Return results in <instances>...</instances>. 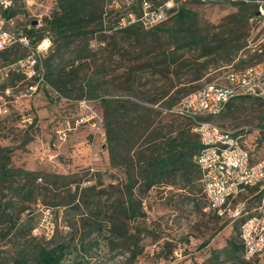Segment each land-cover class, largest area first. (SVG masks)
<instances>
[{
    "label": "rangeland",
    "instance_id": "1",
    "mask_svg": "<svg viewBox=\"0 0 264 264\" xmlns=\"http://www.w3.org/2000/svg\"><path fill=\"white\" fill-rule=\"evenodd\" d=\"M187 1L186 7L195 12L202 28L223 23L229 14L240 9L236 3L240 0ZM248 3L254 4L259 11L258 15L249 19L250 33L246 39L249 48L240 53L245 61L236 59L227 64L219 56V67L210 63V69L197 83L196 89L208 83L224 82L229 72L244 70L264 60L261 2ZM56 4V0H15L10 12L14 25L10 27L27 33L28 29L36 25L37 31L30 36V45L18 44L7 54L0 55V105L3 109L7 108V111L2 109L0 113V146L9 150L7 168H11L12 172L14 169L37 171L42 175L37 181L35 192L39 195L34 198L28 192L21 193L19 188L28 178L17 175L15 171L0 183V216L7 210V215L2 217L3 222L0 223V264L11 262L12 232H9V226L15 222V203L18 201L21 202L17 204L19 208H26L21 213L22 219L18 226L27 225L29 219L35 225L34 236L49 247H55L65 240L70 241L62 264H264V254L251 261L244 258L234 260L225 255L219 262L210 261L212 250L224 248L229 239L242 245L241 219L231 221L206 209L207 201L195 165H188L187 170L166 172L164 181L148 192L144 191L143 183L137 189V193L144 197L147 219L141 228L145 249L135 261L129 260L128 256H121L120 250L109 244L104 236L95 240V233H89L87 224L82 235L85 234L91 240L92 256L82 259L81 233L77 234L74 229L82 222L80 212L87 211L90 214L91 209L85 204L78 207L76 203L95 200L101 207V211L95 213L103 216L110 195L114 192L109 185L118 181L125 183L130 173L143 179L141 168L150 151L146 144L133 151L121 145L119 152L123 160L133 159L137 165L134 171L125 164L113 166L105 130L108 109L101 100L91 98L87 87L82 89L72 84L65 87L60 82L53 86L47 82V58L58 52L54 53L55 50L62 49L60 39L47 28L44 21L45 17L52 14ZM159 33L167 35L164 30ZM100 34L99 31L88 34L91 48L101 46L98 40ZM47 37L52 41V46L42 56L33 77L18 71L15 62L26 57L31 47L39 45ZM79 44L82 45L81 42L75 45ZM120 58L116 56L115 60L121 61ZM211 59L209 57L207 60ZM54 62L57 63L58 59ZM88 62L89 65L84 67L80 75L89 79L95 72V66L91 60ZM123 72L124 68H120L105 75L103 81L107 84L99 93L106 97L129 94L117 90L110 83L113 76ZM214 120L222 126L244 131L245 145L253 149L254 160L264 155V99H235ZM155 124V127L163 126L166 133L174 125L185 137L199 141V136L192 131L191 123L187 120L163 114ZM168 141L169 138L162 143ZM93 185L97 186V191L102 190L98 198H95V192L87 189ZM203 243L206 246L201 247Z\"/></svg>",
    "mask_w": 264,
    "mask_h": 264
},
{
    "label": "trees",
    "instance_id": "2",
    "mask_svg": "<svg viewBox=\"0 0 264 264\" xmlns=\"http://www.w3.org/2000/svg\"><path fill=\"white\" fill-rule=\"evenodd\" d=\"M56 2L52 14L45 17L44 21L47 28L60 39L63 51L59 48L55 50L54 53L58 51L56 54L47 58V82L53 86L60 82L65 87L70 84L78 85L82 89L87 87L91 98L101 100L108 109L105 130L110 146V162L113 166L120 167L125 164L134 171L137 165L133 159L123 160L119 152L121 145L133 151L136 147L146 144L150 151L141 168L143 179L140 180L130 173L125 183L118 181L109 185L114 192L110 195V202L103 216L95 213L101 211L99 202L95 200L90 203L82 201L76 203L78 207L85 204L92 211L90 214L87 211L80 212L82 222L74 229L77 234L81 233L79 240L82 259L92 256L91 240H88L85 234L82 235V230L84 233L87 224L89 233H95V240L98 241L104 236L109 244L120 250L121 256H128L129 260L135 261L145 249L141 228L147 219L144 197L137 193V189L143 183L144 191L148 192L164 181L166 172L187 170L188 165L198 167L195 158L202 148L200 137L199 141H192L185 137L184 133L176 130L174 125H171L167 133L164 132L163 126L155 127L157 118L164 114L187 120L194 131L195 122L192 119L169 113L168 110L201 88L196 89L197 83L207 74L211 67L210 63L216 68L219 67V56L223 57V62L227 64L236 59L240 62L245 61L240 53L249 48L246 40L250 33L249 19L258 15L259 8L240 0L236 2L240 6L239 11L229 14L223 23L209 24L202 28L195 12L185 4L175 15L155 27L145 29L140 25H134L114 30L112 34L107 35L102 19L103 0H56ZM7 16L11 17V13L9 12ZM160 30L166 31L167 35L160 34ZM36 31V25H33L27 30V34L35 35ZM98 31L101 32L98 35L101 46L93 49L88 34ZM77 42H81L82 45H75ZM13 47L3 50L0 55L7 54ZM116 56L121 57V61H116ZM209 57L213 59L207 60ZM57 59L58 62L55 63L54 60ZM89 60L95 66V72L88 79L81 77L80 72L89 65ZM120 68H124L123 74L113 76L110 83L117 90L129 94L115 97L100 94L99 91L107 84L103 81L105 75ZM247 97L252 96L240 98ZM225 109L214 117L201 118L215 121L214 118L224 113ZM176 132L177 134H174ZM194 132L199 136L196 131ZM167 138L169 141L162 143ZM8 159V148L0 146V183L15 171L17 175L28 178L19 188L21 193L28 192L33 198L39 195L35 192L38 187L37 181L42 175L29 170L14 169L12 172L11 168H7ZM87 189L95 192V198L102 192L96 190V185L88 186ZM18 202L15 203L17 208L15 222L9 226V232H12L10 264H62L70 241L65 240L55 247H49L42 239L34 236L35 225L29 219L27 225L18 226L22 219L21 213L26 209L19 208L17 204L21 202ZM4 215H7V210L1 214L0 223L3 222ZM147 231L150 233V230ZM204 246L206 243L201 244V247ZM224 255L234 260L244 258L243 245L229 239L224 248L212 250L210 261L219 262Z\"/></svg>",
    "mask_w": 264,
    "mask_h": 264
},
{
    "label": "built area",
    "instance_id": "3",
    "mask_svg": "<svg viewBox=\"0 0 264 264\" xmlns=\"http://www.w3.org/2000/svg\"><path fill=\"white\" fill-rule=\"evenodd\" d=\"M187 0H104L105 32L140 25L155 27L175 15ZM15 0H0V52L12 46L30 45L31 37L16 30L11 12ZM264 16V11H261ZM52 46L50 38L31 47L26 57L15 62L16 69L33 77L42 56ZM59 94L58 92H56ZM264 98V61L244 70L228 73L224 82H212L184 97L169 113L195 122L202 148L196 156L201 174L206 209L231 221L241 219L243 257L251 261L264 254V155L254 160L253 149L245 145L246 133L222 126L212 119L227 104L240 97ZM0 105V113L2 111ZM3 110L7 111V108ZM83 120V119H81ZM79 122V121H78Z\"/></svg>",
    "mask_w": 264,
    "mask_h": 264
},
{
    "label": "water",
    "instance_id": "4",
    "mask_svg": "<svg viewBox=\"0 0 264 264\" xmlns=\"http://www.w3.org/2000/svg\"><path fill=\"white\" fill-rule=\"evenodd\" d=\"M203 1H206V2H211V1H215V2H220V1H223V0H203ZM246 2H261V9L264 11V0H244Z\"/></svg>",
    "mask_w": 264,
    "mask_h": 264
}]
</instances>
